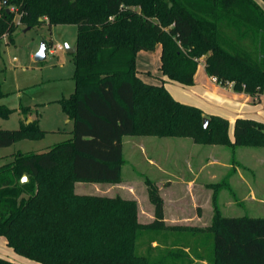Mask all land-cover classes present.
Returning <instances> with one entry per match:
<instances>
[{"label":"trees","instance_id":"obj_1","mask_svg":"<svg viewBox=\"0 0 264 264\" xmlns=\"http://www.w3.org/2000/svg\"><path fill=\"white\" fill-rule=\"evenodd\" d=\"M20 24L77 25L75 90L59 101L74 128L47 151H19L0 163V237L42 264H156L136 253L145 227L135 200L78 194L75 184L119 182L126 135L264 147V122L238 118L231 142L227 118L210 115L205 126L203 110L175 99L164 84L193 85L205 56L207 73L220 83L264 93V9L256 0H0V37H12ZM158 45L163 83L154 84L140 76L137 55ZM16 110L0 102V119ZM45 132L37 118L22 120L17 130L0 128V147ZM147 184L155 206L148 228L166 229L160 189ZM41 186L55 188V217L29 211ZM206 230L214 238L210 264H264V217L225 216L216 205ZM0 264L19 263L0 256Z\"/></svg>","mask_w":264,"mask_h":264},{"label":"rangeland","instance_id":"obj_2","mask_svg":"<svg viewBox=\"0 0 264 264\" xmlns=\"http://www.w3.org/2000/svg\"><path fill=\"white\" fill-rule=\"evenodd\" d=\"M27 28V26L20 24L12 37L8 35L0 37V84L2 93L4 94L0 102L11 108H19L8 119H0V128L17 130L20 128L22 120L23 122H28L30 118L31 120L37 118L40 128L46 132L40 138L20 139L9 147H0V163L10 161L12 155L16 152L46 150L54 144L67 140L72 136L71 128L73 129L74 122L67 121L69 117L63 112L59 101L69 98L75 90V61L73 55L66 51V45L71 47L76 45L78 36L77 25L59 24L50 26L42 24L31 27V29ZM42 41L46 42L48 49L53 48L57 44H62L64 50H56L54 54H51L48 50L47 58L43 61H37L35 55L41 48ZM157 54H150V60H147L150 63L139 59L137 69L145 70V68H151L154 70L158 68L160 58H157ZM204 59L205 56L200 58V72L203 71L202 62ZM178 87H180V93L182 92L183 100H194L191 96L195 94V89H197V79L196 86H194L196 88L193 86ZM5 97L6 99H4ZM26 107L31 108V113H23L22 108ZM229 138L231 142L235 141V138L234 140L231 139L230 134ZM183 140L187 144L185 147L192 149L190 151L188 149H179L180 156H177L176 169L178 173H181V178L178 181H182V178L186 179L187 177H191V179L195 178L197 147L203 150L204 155L208 153L209 149H213L210 153H215L221 161L230 164L228 165V169L231 168V172H225L223 180L219 173V178L221 179V181L219 179V182L215 181L204 184L206 188L212 191L209 211L207 208L203 209L205 205L198 204V206L194 207L193 203L191 204V201H188V195L190 194L188 190L187 193H184L183 198L187 203L184 206V213L187 217L194 216V218L181 221L179 224L168 222L169 224L166 223L167 228L162 230L149 229L148 225L155 218L152 221L140 219L138 200L131 198V196L129 197L128 191L130 189L126 188L128 191L121 190L124 197L120 193L117 196L137 202L138 222L145 228L139 232L136 242V253L148 257L151 263L210 264L213 259L214 238L206 229L213 222L216 205L220 207L225 216L239 217L248 215L252 217H264L263 146L196 143L191 137L131 135L125 140L124 162L122 164L123 172H121V180L116 183H121L127 179H136L138 182L142 181L145 187L140 182L131 191L136 193L144 203L151 202L147 180L154 182L159 189V182H156L154 179L162 180L167 186L171 184V181L167 182V180H164L166 177L163 178L162 172L150 164V159L153 158L158 162H163L162 159H166L163 163L159 164H163L167 168V160L170 157L164 155V152L169 149L171 151L174 150V144ZM239 147L247 149L245 150L244 159L239 156V151L237 150ZM155 148H157V154L153 152ZM193 149L194 151L189 155ZM186 155L189 156L186 157ZM61 165L66 171L67 165L62 161ZM236 165L242 167L246 182L241 179ZM191 166L193 167L192 170ZM235 173L236 175L238 174L236 177L238 178L239 185H235L231 178ZM203 176L200 173L196 177V182L198 179V182L201 184L204 180ZM97 183L99 182H76L75 190L77 185H79L76 190L78 194L86 192L88 193L86 195L102 196L97 195ZM236 187L242 194L238 193V197L233 198L234 206L223 207L225 197H222L221 194L223 193L224 196L229 197V194H234L235 189H237ZM41 189L42 194L36 196V193H33L31 195L33 201L28 207L29 211H36L37 209L45 210V218L55 217L57 213L53 209V206H51L55 188L41 186ZM253 193L255 196H253ZM204 212L208 213V216H203ZM196 215L207 217L208 219L206 221L204 219L197 220ZM155 243H159V245L155 247ZM201 244L202 247L200 250H197ZM0 256L19 264H42L18 254L7 244V239L4 236L0 237Z\"/></svg>","mask_w":264,"mask_h":264},{"label":"crops","instance_id":"obj_3","mask_svg":"<svg viewBox=\"0 0 264 264\" xmlns=\"http://www.w3.org/2000/svg\"><path fill=\"white\" fill-rule=\"evenodd\" d=\"M261 7L264 9V0H256ZM158 47H160L158 49ZM155 51H140L137 55V64L138 60H142L143 62L150 63L149 58L151 57V53H158L157 58H160L161 55V45H158ZM201 63V62H200ZM200 63L198 66L197 73L195 75V83L191 86H196V79H197V89H195V94H193L191 97L194 99L193 101L183 100V96L180 93V87L178 86H187L180 84L178 82L174 81H165L164 84L168 88V90L171 92V94L174 96L175 99L179 100L180 102L190 104L197 106L203 110V114L205 117H209L210 115H219L222 117H225L229 120L230 126H229V134L232 140H234V125L238 118H251L258 121L264 122V93L258 94V95H250L245 92H237L233 88L232 83H226L222 84L220 83L216 78L210 76L205 68V59L202 62V68L203 71L200 72ZM161 65V61H160ZM158 68L152 70L151 68H145V70H139L140 76L149 83L154 84H161L163 83V77L161 74V71ZM196 88V87H194ZM6 99V97L4 98ZM189 102V103H188ZM19 109V108H17ZM67 116V115H66ZM31 121V118L28 120V122ZM68 122H71L72 120L68 119ZM74 128V125L72 126ZM73 129L71 128V133L73 137ZM131 135H126L122 139V148H123V155H124V145L125 140L127 137ZM186 141H180L179 143L174 144V150L171 151L169 149L168 151H165L164 155L170 157L168 158V164L167 168L163 164L166 159H162L163 162H158L155 159H150V164L154 166L158 171L162 172L164 180H167V182L171 181V184L168 186L165 185V183L160 179H154L156 182H159L160 189H161V196L164 200V211H165V222L167 224H179L181 221L184 220H190V218H194V216H186L184 213V206L187 204L183 198L184 193L189 190L190 194L188 195V201H191L190 203H193V206L196 207L198 204L205 205L203 207L207 208V210H210L211 205V197H212V191L204 186L205 183L210 182H219V173L221 174V179L223 180L225 178L224 173L229 172L231 170L228 169V163H225L219 159L218 156L215 155V153H210L211 150L209 149L208 153L204 155V152L202 149H199L197 147V166L195 168V178L191 179V177H187L186 179L182 178V181H178L181 178V173H178V170L176 169L177 166V156H180L179 149H188L190 151V147H185ZM52 147V146H51ZM51 147H49L46 150H40L37 152H44L49 150ZM158 148V147H157ZM153 149L154 154H157L156 149ZM240 148V147H239ZM239 156L243 159L245 158V150L247 149H239ZM178 150V151H177ZM194 149L189 153V155L192 154ZM177 152V153H176ZM189 155H186L188 157ZM204 155V156H203ZM201 162V163H199ZM174 167V168H173ZM191 166V170H192ZM237 172L240 173L241 179L246 182V178L243 175L242 167L236 165ZM121 172H123V167L121 168ZM231 172V171H230ZM178 173V174H177ZM202 173L204 176V180L201 182V184L196 182V177H198ZM238 175V174H237ZM236 173L231 178L233 179V183L236 185L238 183V178ZM220 179V181H221ZM218 180V181H217ZM162 181V182H161ZM142 184V186L145 187V184L142 183V181H137L136 179H127L126 181H123L121 183L111 182V183H104L99 182L96 185V191L98 192L97 195L107 196V197H115L117 195L123 196L121 193V190H127L129 197L134 198L138 200L139 203V218L142 220H153L155 218V206L153 203L148 201L147 203H144L136 193L132 192L131 190L138 185V183ZM163 183V184H162ZM79 184V183H78ZM140 185V184H139ZM78 186L76 187V190L78 189ZM127 188V189H126ZM183 188V189H181ZM237 188V187H236ZM192 189V191H190ZM238 189V188H237ZM235 189L234 194H229V197L226 195L224 196L223 193L221 194L222 197H225L223 207L228 206H234L233 198L238 197V193L241 195L242 193L240 190ZM249 194V192H247ZM80 194H88L86 192H82ZM247 194V196H248ZM253 196L255 194L253 193ZM124 197V196H123ZM187 199V198H186ZM212 207V206H211ZM205 210V209H204ZM210 213V212H209ZM208 216V213L204 212L203 216ZM196 215V219H204L205 221L208 219L207 217H203ZM169 222V223H168ZM159 243H155V247L158 246ZM202 247V244L197 248V250H200ZM198 260V259H197Z\"/></svg>","mask_w":264,"mask_h":264},{"label":"water","instance_id":"obj_4","mask_svg":"<svg viewBox=\"0 0 264 264\" xmlns=\"http://www.w3.org/2000/svg\"><path fill=\"white\" fill-rule=\"evenodd\" d=\"M3 5L7 6V0H3ZM27 29H31V27L29 26ZM47 51H48V46L46 44L45 41H42V45L41 48L39 49V51L37 52V54L35 55V59L37 61H43L47 58ZM66 51L68 53H75L76 52V46H69L66 45ZM209 123V118L208 117H204V125L207 126ZM27 176L24 175L22 178V181H27Z\"/></svg>","mask_w":264,"mask_h":264},{"label":"built area","instance_id":"obj_5","mask_svg":"<svg viewBox=\"0 0 264 264\" xmlns=\"http://www.w3.org/2000/svg\"><path fill=\"white\" fill-rule=\"evenodd\" d=\"M48 50L51 54H54L56 50H64V46L62 44H57L56 46Z\"/></svg>","mask_w":264,"mask_h":264}]
</instances>
